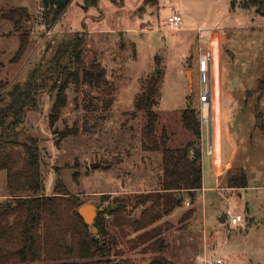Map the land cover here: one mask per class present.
Returning a JSON list of instances; mask_svg holds the SVG:
<instances>
[{
  "label": "rangeland",
  "instance_id": "374dc122",
  "mask_svg": "<svg viewBox=\"0 0 264 264\" xmlns=\"http://www.w3.org/2000/svg\"><path fill=\"white\" fill-rule=\"evenodd\" d=\"M258 1L96 0L89 5L71 0L48 25L42 0H0L1 96L29 78L33 68L50 74L47 69L58 46L77 32L85 35L83 61L93 77L82 73L79 86L68 83L67 104L53 124L49 115L56 91L49 80L38 95L37 108L26 112L17 130L37 140L45 195H54L58 181L79 201L104 206L120 199L128 204L129 215L123 211L104 216L114 241L113 261L139 264L150 259L152 264L162 258L166 264H206L220 257L223 264H264V8L259 10ZM21 6L28 16L14 13L16 24L7 12ZM173 10L182 16L181 30L167 25ZM213 32L215 102L217 114L221 101L226 117L218 147L227 152L228 135L234 159L225 173L214 175L211 156L203 150L206 129L201 125L205 188L193 197L184 189L173 192L174 198L180 195L190 204L182 201L163 210L159 220L138 229L132 220H139L150 202L137 206L134 199L160 187L163 165L160 150L143 146L149 141L144 136L147 115L136 101L160 70L153 138L161 143L166 137L171 148L191 140L182 112L190 106L200 119L197 60ZM22 35L29 44L17 57ZM65 131L68 135L62 137ZM241 172L247 186H230V178ZM6 192V172L0 170V200ZM228 213L243 220L232 225Z\"/></svg>",
  "mask_w": 264,
  "mask_h": 264
},
{
  "label": "trees",
  "instance_id": "16d2710c",
  "mask_svg": "<svg viewBox=\"0 0 264 264\" xmlns=\"http://www.w3.org/2000/svg\"><path fill=\"white\" fill-rule=\"evenodd\" d=\"M70 1L42 0L49 16L48 25L60 18ZM85 2L89 5L96 4V0ZM256 4L259 10L264 8V0H259ZM231 7L233 8V2ZM17 12L28 16L26 9L20 7L10 9L7 17L15 20L14 13ZM17 22L15 20L16 24ZM28 42L25 35L20 36L15 54L17 57L23 55ZM85 44L84 33H75L72 39L63 41L58 46L51 66L47 69L50 74L43 75L42 67L33 68L29 78L22 83L13 84L4 96L0 95V170L6 172L7 190L6 198L0 200V264H130L124 260H112V256L116 254L113 253L114 241L108 235L104 221L105 215H119L123 211H128L126 214L129 215L128 204L120 199L107 203L116 208L98 213L95 222L98 233L93 234L77 212V208L86 202L69 197L58 181L54 187V195L44 194L37 140L32 136L23 137L17 130L24 123L26 112L37 108L38 95L49 80L56 91L49 115L50 124H53L67 104L68 83L79 86L83 83L80 78L82 73L93 77L94 72L83 61ZM54 73L56 78L53 77ZM162 75L157 69L156 74L147 81L142 96L136 101V106L147 115L144 136L149 139V143L144 140L143 146L160 150L163 165L160 187L134 199L137 206L150 202L141 218L132 220V223H137L138 229L159 220L163 210H171L181 204L183 197L179 195L180 198H174L173 192L184 189L193 197L202 188L201 124L197 110L187 106L182 112L183 125L193 136L182 148L168 147L166 137L161 143L153 138L157 120L153 108L158 103L156 98ZM260 89H264V80L260 83ZM65 133L66 131L61 136L68 135ZM230 184L246 187L245 174L241 172L230 178ZM117 222L118 219L115 223ZM152 261V264H166L162 258Z\"/></svg>",
  "mask_w": 264,
  "mask_h": 264
},
{
  "label": "built area",
  "instance_id": "2783aa9c",
  "mask_svg": "<svg viewBox=\"0 0 264 264\" xmlns=\"http://www.w3.org/2000/svg\"><path fill=\"white\" fill-rule=\"evenodd\" d=\"M167 25L170 29L181 30L183 27V19L179 11L173 10L167 17ZM214 32L207 41L208 48L202 51L197 60L198 80H199V100L201 103L200 122L206 129V146L205 152L212 157V164L215 169H219L222 161V149L218 147L221 141L219 131H222L225 124V115L222 111L220 101V112L217 114L215 102V67L217 66L214 46ZM200 37V36H199ZM198 37V39H199ZM221 48V44H220ZM221 56V52H220ZM203 130V129H202ZM221 151V152H220ZM223 171H220L219 176ZM183 204L188 206L189 201H183ZM229 223L232 225L237 224L243 220L240 214H227ZM206 264H223L220 257H216Z\"/></svg>",
  "mask_w": 264,
  "mask_h": 264
},
{
  "label": "water",
  "instance_id": "95a60500",
  "mask_svg": "<svg viewBox=\"0 0 264 264\" xmlns=\"http://www.w3.org/2000/svg\"><path fill=\"white\" fill-rule=\"evenodd\" d=\"M95 166H97V164L91 165L92 168H95ZM115 208L116 206H112L111 204H106L103 206V205H98L92 202H86L77 208V212L82 217L83 221L89 226L91 232L93 234H97L98 228L96 227L95 222H96L98 213L104 210L110 211ZM220 221L223 222L224 217H221ZM150 262L151 260L148 259V260L142 261L139 264H149Z\"/></svg>",
  "mask_w": 264,
  "mask_h": 264
},
{
  "label": "crops",
  "instance_id": "0c3cea01",
  "mask_svg": "<svg viewBox=\"0 0 264 264\" xmlns=\"http://www.w3.org/2000/svg\"><path fill=\"white\" fill-rule=\"evenodd\" d=\"M22 8L23 7H25V6H21ZM220 37V36H219ZM220 41H221V37H220ZM207 44V43H206ZM200 54V53H199ZM224 111V110H223ZM225 115V114H224ZM225 121H226V117H225ZM203 135H204V130L202 131V142H203V146L205 147L206 146V140H204V137H203ZM227 143L229 144V147L227 148V152H225V153H223V150H222V161H223V163L221 164L222 166H225V167H223V168H221L222 170L221 171H223L222 172V174L223 173H225L226 171H227V169L230 167V162L234 159V156H235V149L234 148H232L231 149V144H230V139H229V136L227 135ZM204 151H205V149H203ZM210 163H211V165H213L212 164V157H210ZM221 166V167H222ZM213 167V166H212ZM220 172V170L218 169H215V176L216 177H218L219 176V173ZM205 187H202L200 190H198L199 192L201 191V190H203ZM199 192H197V201H199V197H198V193ZM202 200V199H201ZM201 211L203 212V202L201 201Z\"/></svg>",
  "mask_w": 264,
  "mask_h": 264
},
{
  "label": "bare ground",
  "instance_id": "6f19581e",
  "mask_svg": "<svg viewBox=\"0 0 264 264\" xmlns=\"http://www.w3.org/2000/svg\"><path fill=\"white\" fill-rule=\"evenodd\" d=\"M187 77H188V79H190V73L189 72H187Z\"/></svg>",
  "mask_w": 264,
  "mask_h": 264
}]
</instances>
